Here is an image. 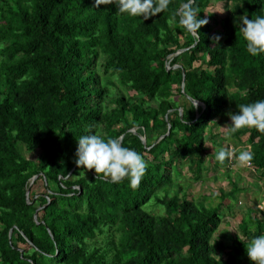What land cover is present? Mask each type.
<instances>
[{"label": "trees", "instance_id": "1", "mask_svg": "<svg viewBox=\"0 0 264 264\" xmlns=\"http://www.w3.org/2000/svg\"><path fill=\"white\" fill-rule=\"evenodd\" d=\"M212 1L195 0L200 18ZM224 1L222 28L208 20L194 36L174 19L182 0L147 19L118 0H0V264H251L245 245L264 233V198L215 237L220 205L164 196L187 161L200 177L213 118L264 98V53L250 54L231 21L264 14L261 0ZM90 131L143 154L139 184L76 164ZM232 136L248 138L264 180V132ZM35 175L58 190L28 195ZM111 227L116 241L103 242Z\"/></svg>", "mask_w": 264, "mask_h": 264}, {"label": "clouds", "instance_id": "2", "mask_svg": "<svg viewBox=\"0 0 264 264\" xmlns=\"http://www.w3.org/2000/svg\"><path fill=\"white\" fill-rule=\"evenodd\" d=\"M95 2L96 5H100L111 0H95ZM169 3L170 0H118L117 7L121 13L147 19L166 10ZM261 12L264 13V0H261ZM199 13L195 0H182L174 14V19L185 30L197 36L201 26L208 23L207 17L200 18ZM235 23L246 41L247 51L253 56L264 53V14L249 18L245 12L235 20ZM219 39L217 35L213 37V42ZM193 103L196 106L197 101L194 100ZM237 109L235 112L226 113L231 121L224 126L227 127L229 135L241 128H255L264 132V98L239 104ZM77 139L75 162L78 166L85 170L94 169L96 175L103 174L104 177H110L113 182L128 177L132 186L139 184L148 162L142 153L125 146L120 137L105 138L90 131ZM214 152L217 161L223 163L226 159L235 158L240 166L249 165L254 158L251 146L236 148L221 145ZM245 249L251 264H264V233L252 236Z\"/></svg>", "mask_w": 264, "mask_h": 264}, {"label": "rangeland", "instance_id": "3", "mask_svg": "<svg viewBox=\"0 0 264 264\" xmlns=\"http://www.w3.org/2000/svg\"><path fill=\"white\" fill-rule=\"evenodd\" d=\"M214 14L211 16V20L207 17V13ZM201 14L205 15L211 24L217 23V28H222L224 19L228 16V9L224 0H213L205 11L201 10ZM236 17L232 16L231 21L235 23ZM236 24V23H235ZM130 94L133 91L129 92ZM181 100V99H180ZM201 106V103L196 104ZM180 109V115L182 114ZM215 117L207 124L205 128V155L202 171L200 177L197 178L195 174L187 167L193 164L187 161L182 166V176L175 179L171 185L165 187L166 196L170 199L174 195L187 196L193 200H203L205 204L212 206H219L221 210V221L218 230L215 232V237H219L221 234L235 232L240 223L241 218L244 217L249 210L256 211L262 207V201L264 198V180L259 178V171L253 167L252 163L247 166H240L239 163L233 158L223 163L217 162L215 159L214 150L219 146L236 147L250 146L248 138L244 136L241 139L233 138L232 134H228L226 126L229 124L230 118L226 114L220 118V123L215 124L218 120ZM135 129H132V131ZM144 142L145 137H142ZM39 150L33 152L28 150L25 153L27 158L37 160L39 157ZM40 153V152H39ZM212 155H214L212 157ZM238 188V191H234ZM29 193L35 194L38 197L40 194L47 192V189L58 190L55 183H46L42 178L31 179L29 183ZM30 191V192H29ZM229 207V208H228ZM115 229L111 227L104 234L100 235L103 242L116 241ZM20 247H24L19 244ZM111 260V259H110ZM108 261V264H114V261Z\"/></svg>", "mask_w": 264, "mask_h": 264}, {"label": "water", "instance_id": "4", "mask_svg": "<svg viewBox=\"0 0 264 264\" xmlns=\"http://www.w3.org/2000/svg\"><path fill=\"white\" fill-rule=\"evenodd\" d=\"M185 49H180V50H178L175 54H178V53H180V52H182V51H184ZM166 66H167V68L169 69L170 68V66H169V64L167 63L166 64ZM184 78H185V76H184V73H183V81H182V90L184 89V86H185V82H184ZM190 100H192V102L194 101V99H192V98H189ZM199 103H201V102H198L197 101V104H199ZM202 105V104H201ZM166 117H167V115H166ZM134 132H135V130H133ZM170 132V125L168 126V131H167V134ZM121 138V140H122V136L120 137ZM142 141H144V139L142 138ZM35 178H37V175H35L34 177H33V179H35ZM27 193H28V191H27ZM37 217V213H34V218H36ZM11 232H12V228L10 229V231H9V236H11Z\"/></svg>", "mask_w": 264, "mask_h": 264}]
</instances>
